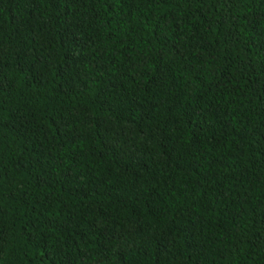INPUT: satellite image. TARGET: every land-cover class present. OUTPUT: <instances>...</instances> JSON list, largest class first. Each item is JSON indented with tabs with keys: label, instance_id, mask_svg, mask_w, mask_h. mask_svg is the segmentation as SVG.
I'll return each mask as SVG.
<instances>
[{
	"label": "trees",
	"instance_id": "trees-1",
	"mask_svg": "<svg viewBox=\"0 0 264 264\" xmlns=\"http://www.w3.org/2000/svg\"><path fill=\"white\" fill-rule=\"evenodd\" d=\"M0 264H264V0H0Z\"/></svg>",
	"mask_w": 264,
	"mask_h": 264
}]
</instances>
